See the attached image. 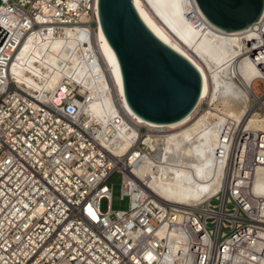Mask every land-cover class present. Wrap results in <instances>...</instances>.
I'll return each instance as SVG.
<instances>
[{"label": "built area", "instance_id": "obj_1", "mask_svg": "<svg viewBox=\"0 0 264 264\" xmlns=\"http://www.w3.org/2000/svg\"><path fill=\"white\" fill-rule=\"evenodd\" d=\"M1 22L0 264H264V201L241 203L231 186L226 199L177 205L134 174L166 131L121 110L96 40L98 0H7ZM69 31L54 89L35 91L11 74L28 40L49 45ZM120 128L131 132L124 157L113 148ZM116 174L125 211L111 209Z\"/></svg>", "mask_w": 264, "mask_h": 264}, {"label": "bare ground", "instance_id": "obj_2", "mask_svg": "<svg viewBox=\"0 0 264 264\" xmlns=\"http://www.w3.org/2000/svg\"><path fill=\"white\" fill-rule=\"evenodd\" d=\"M133 2L153 34L190 61L203 80L199 104L188 117L171 125L144 121L127 104L118 59L98 26L96 40L118 100L122 98L121 110L140 124L166 131L158 152L138 163L134 174L147 177L151 191L177 205L203 203L222 193L226 199L231 186L241 203L264 201V113L252 107L253 83L264 80V18L248 30L226 33L207 20L195 0ZM0 27L6 24L1 22ZM69 38L73 39L70 31L49 45L40 37L28 40L17 53L11 74L35 91L54 89ZM206 99L209 108L200 115ZM105 105L110 114L114 112L112 94ZM94 107L99 115L106 114L104 108ZM130 137L126 129L118 130L113 141L116 155L128 153Z\"/></svg>", "mask_w": 264, "mask_h": 264}, {"label": "water", "instance_id": "obj_3", "mask_svg": "<svg viewBox=\"0 0 264 264\" xmlns=\"http://www.w3.org/2000/svg\"><path fill=\"white\" fill-rule=\"evenodd\" d=\"M195 1L207 20L226 33L248 30L264 15V0ZM98 11L130 109L155 125H171L193 113L203 89L198 69L153 34L133 0H98ZM8 34L0 28V47Z\"/></svg>", "mask_w": 264, "mask_h": 264}, {"label": "rangeland", "instance_id": "obj_4", "mask_svg": "<svg viewBox=\"0 0 264 264\" xmlns=\"http://www.w3.org/2000/svg\"><path fill=\"white\" fill-rule=\"evenodd\" d=\"M173 39L175 42L179 43L178 37L176 35H173ZM183 47V46H182ZM184 50L191 55L190 50L185 49ZM27 51H25L24 55L26 54ZM60 78V77H58ZM60 80V79H59ZM255 94V96H258L257 98L254 97V95H252V99L255 101V103L253 104V109H256L257 106L259 105V107L262 109V112L264 113V82L263 81H256L253 84V90H252ZM262 99V100H261ZM257 101V102H256ZM259 101V102H258ZM209 99H206L203 103V110L199 113L200 115L208 110L209 108ZM169 134V133H168ZM122 181H123V175L122 174H116L109 182H108V186L110 189H112V203H111V209L114 211H125L128 209V199L125 198L124 200H122ZM217 201L214 202V204H216ZM108 205L109 202L108 200L104 199L101 202V210L103 213L107 212L108 209Z\"/></svg>", "mask_w": 264, "mask_h": 264}, {"label": "snow or ice", "instance_id": "obj_5", "mask_svg": "<svg viewBox=\"0 0 264 264\" xmlns=\"http://www.w3.org/2000/svg\"><path fill=\"white\" fill-rule=\"evenodd\" d=\"M91 212V210H89ZM151 258V257H150Z\"/></svg>", "mask_w": 264, "mask_h": 264}]
</instances>
